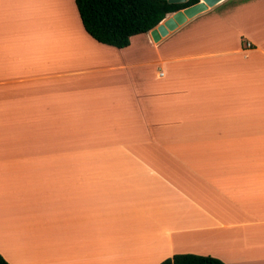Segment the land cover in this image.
<instances>
[{"label": "crops", "instance_id": "crops-1", "mask_svg": "<svg viewBox=\"0 0 264 264\" xmlns=\"http://www.w3.org/2000/svg\"><path fill=\"white\" fill-rule=\"evenodd\" d=\"M0 254L264 264V0L124 49L75 0H0Z\"/></svg>", "mask_w": 264, "mask_h": 264}, {"label": "trees", "instance_id": "trees-1", "mask_svg": "<svg viewBox=\"0 0 264 264\" xmlns=\"http://www.w3.org/2000/svg\"><path fill=\"white\" fill-rule=\"evenodd\" d=\"M85 31L103 45L118 49L130 46L131 38L157 28L169 15L199 2L170 0H75ZM0 264H10L0 254ZM161 264H226L194 254H178Z\"/></svg>", "mask_w": 264, "mask_h": 264}, {"label": "water", "instance_id": "water-1", "mask_svg": "<svg viewBox=\"0 0 264 264\" xmlns=\"http://www.w3.org/2000/svg\"><path fill=\"white\" fill-rule=\"evenodd\" d=\"M189 0H170L171 3H185ZM225 0H199L193 6L180 10L166 18L157 28L151 31V36L155 42L161 41L169 34L177 31L191 20L215 8Z\"/></svg>", "mask_w": 264, "mask_h": 264}, {"label": "rangeland", "instance_id": "rangeland-1", "mask_svg": "<svg viewBox=\"0 0 264 264\" xmlns=\"http://www.w3.org/2000/svg\"><path fill=\"white\" fill-rule=\"evenodd\" d=\"M65 1V0H64ZM39 37H40V34H37L36 35V40H34L29 46L32 48V47H34L35 49H42V45H41V41H40V39H39ZM44 49H48V51L50 50V55L52 54V48H50L49 47V45L46 47V48H44Z\"/></svg>", "mask_w": 264, "mask_h": 264}, {"label": "built area", "instance_id": "built-area-1", "mask_svg": "<svg viewBox=\"0 0 264 264\" xmlns=\"http://www.w3.org/2000/svg\"><path fill=\"white\" fill-rule=\"evenodd\" d=\"M251 45L250 44H248V47H250Z\"/></svg>", "mask_w": 264, "mask_h": 264}]
</instances>
